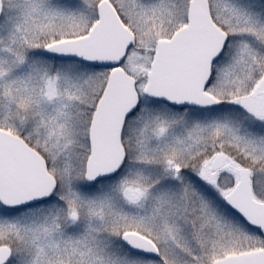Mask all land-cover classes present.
Returning a JSON list of instances; mask_svg holds the SVG:
<instances>
[{
    "label": "snow or ice",
    "instance_id": "1",
    "mask_svg": "<svg viewBox=\"0 0 264 264\" xmlns=\"http://www.w3.org/2000/svg\"><path fill=\"white\" fill-rule=\"evenodd\" d=\"M0 264H264V0H0Z\"/></svg>",
    "mask_w": 264,
    "mask_h": 264
}]
</instances>
